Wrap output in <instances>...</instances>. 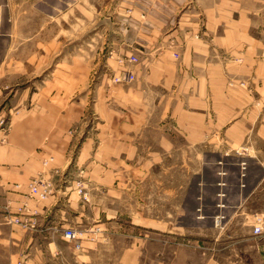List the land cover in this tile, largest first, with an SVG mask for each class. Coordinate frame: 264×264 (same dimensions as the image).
<instances>
[{"label":"crops","instance_id":"crops-1","mask_svg":"<svg viewBox=\"0 0 264 264\" xmlns=\"http://www.w3.org/2000/svg\"><path fill=\"white\" fill-rule=\"evenodd\" d=\"M109 4L102 8L110 28L105 66L112 75L131 71L130 82L92 83L90 62L63 53L65 34L81 29L80 6L68 11L65 29L61 12L21 25L0 0V98L14 89L9 99L19 111L0 136V249L11 262L17 246L19 264L95 262L127 227L169 243L184 228L176 224L177 198L179 215L201 208L224 234L240 227L253 236L255 217L264 218V40L253 32L264 0ZM75 169L85 174L86 202L63 193L55 173ZM40 175L54 189L47 200L28 202L37 228L7 232L5 213ZM85 220L103 235L75 251L62 229ZM138 242L121 238L116 264H140Z\"/></svg>","mask_w":264,"mask_h":264},{"label":"rangeland","instance_id":"rangeland-1","mask_svg":"<svg viewBox=\"0 0 264 264\" xmlns=\"http://www.w3.org/2000/svg\"><path fill=\"white\" fill-rule=\"evenodd\" d=\"M110 1L114 3L117 0H6V3L9 14L19 21L21 25H23L22 21L25 18H31L34 21L33 24L37 23L39 25L40 19L49 21L56 13L61 12L63 16L60 19L64 18L65 29H70L73 20L71 15H67L68 11L71 13L72 8L78 9L80 6L82 8L79 14L81 29L79 32L75 31L70 35L65 34L63 53L67 55L68 52H80L84 56L83 59L89 61L91 65L89 81L98 83L108 79L112 81V73L105 66L109 53L106 51L107 47H105L103 42L105 31L110 29L105 25L108 10L103 11L102 9L106 5H110ZM259 16H261L259 24H257L259 26H256L253 32L258 36H262L264 40V12H260ZM89 17L91 19L86 24V19ZM82 19L85 20L83 21ZM75 20H78L77 15ZM82 22L85 25H82ZM35 29L32 28V32ZM262 57H264V53H262ZM68 59L65 57V60ZM13 90H3L1 94L0 120L3 119L4 122L0 124V136L1 133L8 129L11 119L19 113L17 108H12L13 105L9 99L14 92ZM24 109V106H22V110ZM176 180H179V177ZM182 181L183 178H181ZM182 188L180 187V189ZM42 201L45 200H35L34 204L37 205L38 202ZM64 205L62 204L61 207H64ZM197 209L199 213L191 209L190 211L192 212H186L183 216L179 215L177 198L176 224L184 228L177 230L180 233L176 234L174 240L170 239L169 243H164L160 235L149 234L143 229H137L136 227H127L121 231L127 234H115L108 248L102 250V257L100 256L97 258L98 261L89 262L88 264H116L117 259L121 257L123 252L121 250V238H127L128 240L138 238L141 240V243H137L140 252L138 260L140 264H157V262L158 264H264V238H253V236L257 235L252 233L253 236H250L240 227L239 229L237 227V231L234 233H231V229H229V233L224 234L220 224L216 223L213 216H201V208ZM87 225L89 224L85 220L82 223L70 224V227H75L79 230ZM5 226L9 228L7 232L14 227L13 230L16 231V234L18 227H21L11 223L5 224ZM117 232L120 231L118 230ZM33 237L37 243L41 241L40 243L42 244L45 240L40 234ZM20 249V246L16 247L15 257H13L11 262L6 256L7 248L2 246L0 249V264L21 263L20 259L23 257V252ZM14 250L13 248V252Z\"/></svg>","mask_w":264,"mask_h":264},{"label":"built area","instance_id":"built-area-1","mask_svg":"<svg viewBox=\"0 0 264 264\" xmlns=\"http://www.w3.org/2000/svg\"><path fill=\"white\" fill-rule=\"evenodd\" d=\"M177 57V54H174ZM130 63H137L138 58L135 55L129 56ZM135 79L134 74L131 71H123L120 75L114 76L113 81L115 82H130ZM233 83L231 82L230 85ZM240 86H244V82L239 83ZM4 122L0 120V124ZM6 129V128H4ZM7 130V129H6ZM5 130V131H6ZM4 131V130H3ZM4 131V132H5ZM52 161V157H48L43 160V164L47 165L48 162ZM55 173L61 177L60 184L62 192L65 193L67 190L75 191L82 201L88 199V189L86 184L85 175L82 170H65L60 173L59 170H55ZM25 188L27 189L26 199H24L19 206L16 207L14 212H7L4 215V221L6 223L17 224L26 230H33L37 228V211L32 209L28 202L32 200L40 201L47 200L53 194V185L50 179L39 176L31 179L26 183ZM19 184L15 185V188H21ZM70 188V189H69ZM72 188V189H71ZM66 196V194H64ZM256 224L253 226L252 232L254 235H259L263 231V219L256 217ZM103 235L102 226L99 224H90L82 229H76L75 227H67L62 229V237L71 244L72 249L80 251L82 249V242L89 241L95 242Z\"/></svg>","mask_w":264,"mask_h":264},{"label":"bare ground","instance_id":"bare-ground-1","mask_svg":"<svg viewBox=\"0 0 264 264\" xmlns=\"http://www.w3.org/2000/svg\"><path fill=\"white\" fill-rule=\"evenodd\" d=\"M122 73V72H121ZM121 73H119V74H113L112 75V81H113V77L114 76H118V75H120ZM114 83H120V82H115V81H113ZM259 217V216H258ZM262 218V217H261ZM255 219H256V217H255ZM263 219V225L262 226H264V218H262ZM256 224V221L254 222V225ZM253 225V226H254ZM252 229H253V227H252ZM263 232V231H262ZM253 233V232H252ZM262 234V233H261ZM261 234H259V235H261ZM258 236V235H257Z\"/></svg>","mask_w":264,"mask_h":264}]
</instances>
